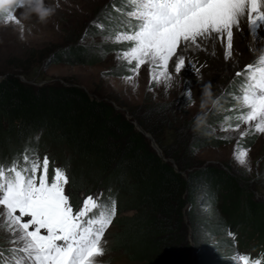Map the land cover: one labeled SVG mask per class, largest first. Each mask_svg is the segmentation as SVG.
<instances>
[{"label": "trees", "instance_id": "16d2710c", "mask_svg": "<svg viewBox=\"0 0 264 264\" xmlns=\"http://www.w3.org/2000/svg\"><path fill=\"white\" fill-rule=\"evenodd\" d=\"M74 39L54 51L53 64L89 65L104 57ZM130 113L77 84L2 75L0 161L26 147H49L42 155L67 169L74 205L100 189L116 199L110 248L138 264H231L237 249L264 252V200L254 197L247 177L194 163L184 145L176 151L161 145L159 154L144 134H158L149 119L154 109ZM198 139L192 149L210 143ZM228 231L236 234V248Z\"/></svg>", "mask_w": 264, "mask_h": 264}, {"label": "snow or ice", "instance_id": "6c2138e0", "mask_svg": "<svg viewBox=\"0 0 264 264\" xmlns=\"http://www.w3.org/2000/svg\"><path fill=\"white\" fill-rule=\"evenodd\" d=\"M21 9V5L9 9L0 22L18 26L23 36V25L15 15ZM111 10L116 15H109L108 29L92 23L108 32L103 41L125 45L113 50L114 58L128 73L122 82L134 91L145 66L149 91L155 85L167 92L186 64L199 74L186 54L207 51L210 45L214 48L218 43L224 59L231 60L235 34L244 33L241 25H247V35L256 42L249 51L257 54L234 73L229 82L238 81L234 90L225 89L217 96L230 103L224 109L229 114L218 124L224 135L217 139L235 140L233 160L251 172V149L241 141L264 135V37L257 39L264 26V0H119ZM87 35L85 30L81 41L86 42ZM185 94L190 96L191 90ZM208 127L215 135L217 127ZM52 164L47 154L41 158L29 147L11 160L0 161V264H101L106 255V234L118 212L116 199L101 192L74 205L67 193L71 183L67 169ZM226 235L236 248V234ZM231 264H264V252L253 257L237 249Z\"/></svg>", "mask_w": 264, "mask_h": 264}, {"label": "rangeland", "instance_id": "374dc122", "mask_svg": "<svg viewBox=\"0 0 264 264\" xmlns=\"http://www.w3.org/2000/svg\"><path fill=\"white\" fill-rule=\"evenodd\" d=\"M113 3H119V0H44L45 6L52 7L55 11L47 23L43 24L38 21L35 13L29 19H24L22 13L25 9L16 11L15 15L23 25V36L18 26H5L0 22V75L15 74L34 84H77L92 95L110 102L127 117L132 116L130 111L143 113L147 109H154L155 114L149 115V119L157 126L158 134L154 135L145 130L144 134L157 151H161V145L174 151L184 145L187 147V154L189 150L190 158L196 164H214L233 172H241L255 187L254 197L264 200V135H250L241 141L243 147L251 149L249 161L252 170L248 172L233 160L235 140L217 139V136L224 135L218 130L219 121L229 114L224 112V109L230 106L225 99L220 100L219 110H208L206 125L200 131L192 130L193 117L199 111V97L203 85L211 81L216 97L225 89L233 91L238 83L234 81L229 84L233 81L234 73L254 59L257 53L250 52L249 48L254 47L256 43L251 36L246 33L247 39L240 47L234 44L233 58L228 61L224 59L223 49L218 43L214 48L210 45L207 51L187 53L195 67L200 69L199 74L193 70L191 64H186L179 77L171 82L172 86L167 92L163 86L155 85L152 91L148 90V71L145 66L134 91L130 84L122 82L121 77L128 73L123 67L117 66L114 58L113 50L124 48L125 45L103 41L102 37L108 32H102L92 23L96 21L108 29V17L112 14ZM244 25L247 32V25ZM85 30L88 32L86 42L81 41ZM74 37L76 44L89 46L97 57H104L89 65L53 64L54 51L64 47L68 38ZM260 37H264V34L257 39ZM261 47H264V41L261 42ZM189 90L196 101L195 107H187L189 100L185 93ZM133 121L138 125L136 119L133 118ZM208 125L217 127L215 135ZM195 138L210 143L192 149ZM48 148L37 151L41 158ZM100 192L101 189L95 190L93 194ZM116 229L114 223L106 234L107 252L100 258L101 264H138L120 251L110 248L112 234ZM245 248L238 251L245 253ZM251 255L257 256L254 251H251Z\"/></svg>", "mask_w": 264, "mask_h": 264}, {"label": "clouds", "instance_id": "9594fccd", "mask_svg": "<svg viewBox=\"0 0 264 264\" xmlns=\"http://www.w3.org/2000/svg\"><path fill=\"white\" fill-rule=\"evenodd\" d=\"M16 5L24 7L25 11L22 13L24 19H29L32 14L35 13L38 17V21L42 24L47 23L49 17L53 15L55 11L52 7H46L44 0H0V16L9 9H14ZM187 97L189 100L187 107H195L196 101L192 98V95ZM220 107V100L214 95L211 81H208L203 85L200 91L199 111L193 117L192 130L194 132L200 131L206 125L208 110H219Z\"/></svg>", "mask_w": 264, "mask_h": 264}, {"label": "bare ground", "instance_id": "6f19581e", "mask_svg": "<svg viewBox=\"0 0 264 264\" xmlns=\"http://www.w3.org/2000/svg\"><path fill=\"white\" fill-rule=\"evenodd\" d=\"M241 27L244 29V33H240V32H237L236 34H235V37H234V44L235 45H237V46H239L240 47V45H242V43L243 42H245V40L247 39V36H246V30H245V25L244 24H242L241 25ZM258 37L259 36H261V35H263L264 34V26H261V28L260 29H258ZM257 37V38H258ZM255 42V41H254ZM256 43V42H255ZM244 44V43H243ZM236 48V47H235Z\"/></svg>", "mask_w": 264, "mask_h": 264}, {"label": "water", "instance_id": "95a60500", "mask_svg": "<svg viewBox=\"0 0 264 264\" xmlns=\"http://www.w3.org/2000/svg\"><path fill=\"white\" fill-rule=\"evenodd\" d=\"M0 77H2V75H0ZM135 126H136L137 129H140V127L138 125L135 124ZM159 154H160V151H159Z\"/></svg>", "mask_w": 264, "mask_h": 264}]
</instances>
